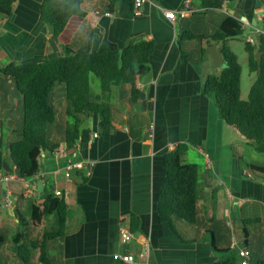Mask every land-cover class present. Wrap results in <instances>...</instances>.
Masks as SVG:
<instances>
[{"label": "crops", "instance_id": "0c3cea01", "mask_svg": "<svg viewBox=\"0 0 264 264\" xmlns=\"http://www.w3.org/2000/svg\"><path fill=\"white\" fill-rule=\"evenodd\" d=\"M230 1L209 7L200 0H150L143 5L142 15L134 17L131 0H118L112 12L107 10V0H98L84 17L72 48L89 41L91 51L99 52L111 43L121 47L131 39L152 41L151 77L135 85L144 93L143 105L141 97L132 100L130 85L112 89L107 98L114 116L111 128H105L96 113L87 122L90 134L97 137L80 141L78 155L93 162L90 176L73 170L71 180H65L70 148L65 150L60 142L61 129L59 145L42 151L46 183H52L53 192H63L69 212L76 209L68 217L65 234L48 241L52 264H126L118 255L136 257L145 241L150 245L148 264H229L230 255L215 252L214 246L235 254L243 247L253 263L264 260V172L248 166L264 168V163L244 162L243 146L248 145L244 137L219 118L213 99L202 93L207 76L219 74L224 67L222 42L203 37L214 35L229 15L262 28L256 0H234L232 7ZM41 3L16 0L11 14L0 17V67L61 57L62 48L51 28L40 20ZM159 7L173 11L175 17L168 20ZM245 35L255 40L251 29H245ZM52 101L57 112L66 103L60 85ZM57 117L62 118L58 113ZM21 124L22 98L13 81L0 72L1 169L4 161L9 163L8 145L19 138ZM177 143L189 145V151L196 149L203 157L200 212L194 225L158 220L164 154ZM189 151L181 161L187 160ZM11 177L5 190L0 182V230L9 236L18 228L17 211H22L27 198L40 194L24 197L23 183L15 174ZM131 214L138 217L140 227L133 232L134 240L122 243L119 229L129 230L123 221ZM42 232L37 228L30 236L37 239ZM6 243L0 245V252L5 249L7 261L12 257L15 264H25L16 256L14 245ZM29 254L28 264H40L37 249L30 248Z\"/></svg>", "mask_w": 264, "mask_h": 264}, {"label": "trees", "instance_id": "16d2710c", "mask_svg": "<svg viewBox=\"0 0 264 264\" xmlns=\"http://www.w3.org/2000/svg\"><path fill=\"white\" fill-rule=\"evenodd\" d=\"M97 1L42 0L40 20L51 28L53 39L62 48L61 57L30 64L10 62L0 67V72L13 81L22 98L20 136L8 145V161L13 172L5 173L25 180L36 175L41 170L42 151H53L59 145L47 136L53 127L63 132L61 144L65 150L78 141L87 142L90 135L87 122L94 113L105 128H111L114 116L107 98L114 87L130 85L132 100L139 99L140 91L135 85L149 73V59L154 48L152 41L131 39L121 47L111 43L99 52L91 51L89 41L78 49L70 46L82 20ZM117 1L107 0L109 12L114 10ZM200 1L209 7H219L222 3V0ZM261 1L264 5V0ZM15 2L0 0V17L10 15ZM245 36L240 19L229 15L222 20L214 35L203 37L222 42L224 67L219 74L207 76L202 93L213 99L218 116L224 123L237 129L256 151L264 152V34H256L254 43L248 42ZM229 40L243 41L248 71L255 74L246 99L241 88L242 65L227 46ZM90 75L99 79L98 94L92 91ZM57 85L62 87L68 108L66 113L71 115L61 119L57 117L52 101ZM188 151L189 145L177 143L164 154L165 176L156 207L161 223H171L175 219L191 225L197 222L200 212L198 202L202 194L199 180L203 166L183 163L181 156ZM248 166L264 172L263 167ZM82 178L86 180L84 175ZM68 212L65 196L56 195L52 191V183L48 181L37 198H27L22 211H17V230L10 236L0 230V245L12 242L16 256L25 264L29 263L30 248L38 250L40 264H52L48 241L65 234ZM123 222L130 231L139 230L140 220L134 214ZM37 228L43 229L42 235L32 239L31 231ZM213 249L217 253H228L229 264H241L238 251L239 260L230 249L219 250L215 246ZM6 259L0 252V264H6ZM249 264H264V260L253 263L250 259Z\"/></svg>", "mask_w": 264, "mask_h": 264}, {"label": "built area", "instance_id": "2783aa9c", "mask_svg": "<svg viewBox=\"0 0 264 264\" xmlns=\"http://www.w3.org/2000/svg\"><path fill=\"white\" fill-rule=\"evenodd\" d=\"M132 1V14L134 17H139L142 15V7L146 2H150V0H131ZM159 9L164 13L165 17L168 20H172L175 17V13L173 11H168L165 8L159 7ZM261 11V9H259ZM106 15H109L107 13ZM258 19L262 23V28H258L256 25H252L249 21H242V27L244 29H251L253 34H264V10L258 13ZM249 35L246 36V40L250 43H254V37ZM95 137H97L96 133H93L92 135H89L88 141L93 140ZM78 141L73 147H71L68 150L69 157L67 158L66 165L64 167L65 169V180L70 181V171L73 170H84L86 176H90L93 168V162L89 160H83L79 158L78 155ZM41 161V158H40ZM46 175L47 173L40 170L36 175H34L32 178L25 180V179H19L20 182L24 185L23 195L24 197L30 196L32 193L39 194L42 189L46 185ZM12 175L9 173H5L0 168V182H8L12 177ZM54 193L56 195H64L62 191L55 189ZM119 237L122 241V243H129L132 240L136 238V235L129 231L126 228L119 229ZM235 242H233V245ZM149 241H145L143 243L142 251L137 254L136 257L127 254H119V258L126 264H148L149 260ZM239 256L241 257V264H249V252L246 248L240 247L238 249Z\"/></svg>", "mask_w": 264, "mask_h": 264}, {"label": "rangeland", "instance_id": "374dc122", "mask_svg": "<svg viewBox=\"0 0 264 264\" xmlns=\"http://www.w3.org/2000/svg\"><path fill=\"white\" fill-rule=\"evenodd\" d=\"M228 46H230V48H232L234 50V52L238 56L239 61L242 65L241 88H242V96H243V98L246 99L248 96L251 84L253 83V81L255 79V74H252L248 71L247 53L244 50L243 42H241L239 40H234V41L230 42L228 44ZM90 83H91L93 93L98 94L100 92L99 79L96 78L94 75H90ZM2 87L5 90L7 89V86L5 83L2 84ZM67 110H68L67 103H63L62 106L58 107V112H56V115L58 113L59 117H65L66 115L71 116V115L66 113ZM14 111H15L14 109H10V112L12 114H14ZM55 111H56V109H55ZM14 115H16V114H14ZM17 118H19V117L17 116ZM66 119L72 120L71 118H66ZM47 136H48V138L55 140V142H58V138L61 136V133L59 132V129L53 127L50 130V135H47ZM232 140H234V139H232ZM60 142H62V141H60ZM243 147H244V151H243L242 159L244 160V162L249 163V164H251L252 162L257 163V164H260L261 162L264 163V152H258L253 147L248 146V145H245ZM182 162L183 163H191V164L194 163V164H198V165H202V166L204 165L203 164V157L200 155V153L196 149L194 151L193 150L189 151L188 156H187V160L182 161ZM75 211H76V209L74 208L72 210V212H68L69 213L68 215L75 213ZM9 239H11V237H9ZM6 244H8V243H6ZM10 244H12V242H10ZM9 247H11V246H9ZM0 250H1V246H0ZM2 254L6 255L5 249H3ZM2 257H4V256H2ZM6 262H7V264L8 263L15 264L12 261V257H11V259H8V261L6 259L5 263Z\"/></svg>", "mask_w": 264, "mask_h": 264}, {"label": "water", "instance_id": "95a60500", "mask_svg": "<svg viewBox=\"0 0 264 264\" xmlns=\"http://www.w3.org/2000/svg\"><path fill=\"white\" fill-rule=\"evenodd\" d=\"M233 3H234V0H232V1H230V7H232L233 6ZM255 7L256 8H259V9H261V11H263L264 10V5H263V3H262V1L261 0H256L255 1ZM260 11V12H261ZM151 77V74L150 73H147L145 76H143L142 77V79H141V81L143 82V83H145V82H147L146 81V79H148V78H150ZM140 97H141V103L140 104H144V93L142 92V93H140ZM139 104V105H140ZM48 151V150H47ZM2 169L3 170H5V171H8V172H13V169L10 167V165H9V163L7 162V161H4L3 162V164H2ZM2 187H3V189L5 190L6 189V183L5 182H2ZM3 201H4V199H3Z\"/></svg>", "mask_w": 264, "mask_h": 264}]
</instances>
